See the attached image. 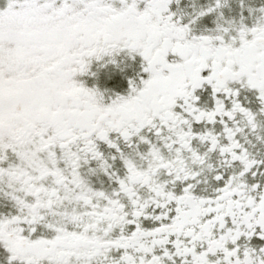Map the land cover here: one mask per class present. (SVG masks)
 <instances>
[{"label": "snow or ice", "instance_id": "obj_1", "mask_svg": "<svg viewBox=\"0 0 264 264\" xmlns=\"http://www.w3.org/2000/svg\"><path fill=\"white\" fill-rule=\"evenodd\" d=\"M0 264H264V0H0Z\"/></svg>", "mask_w": 264, "mask_h": 264}]
</instances>
